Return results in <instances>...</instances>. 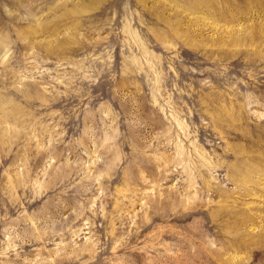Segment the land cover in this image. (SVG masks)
<instances>
[{"label": "rangeland", "instance_id": "obj_1", "mask_svg": "<svg viewBox=\"0 0 264 264\" xmlns=\"http://www.w3.org/2000/svg\"><path fill=\"white\" fill-rule=\"evenodd\" d=\"M0 264H264V0H0Z\"/></svg>", "mask_w": 264, "mask_h": 264}]
</instances>
